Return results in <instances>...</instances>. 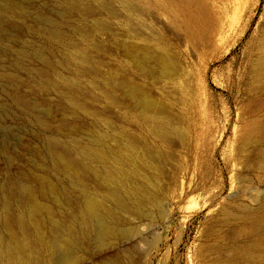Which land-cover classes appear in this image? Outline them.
<instances>
[{
  "label": "rangeland",
  "instance_id": "1",
  "mask_svg": "<svg viewBox=\"0 0 264 264\" xmlns=\"http://www.w3.org/2000/svg\"><path fill=\"white\" fill-rule=\"evenodd\" d=\"M1 4L0 264H264V0ZM95 196L136 234L97 246Z\"/></svg>",
  "mask_w": 264,
  "mask_h": 264
},
{
  "label": "bare ground",
  "instance_id": "2",
  "mask_svg": "<svg viewBox=\"0 0 264 264\" xmlns=\"http://www.w3.org/2000/svg\"><path fill=\"white\" fill-rule=\"evenodd\" d=\"M7 5L5 4H1L0 5V10L4 11ZM1 13V12H0ZM2 15V14H1ZM1 20V19H0ZM58 35V32L56 30H50L49 32V36L50 37H55ZM36 56L42 57L43 60L45 59L44 56L41 54V52L39 51H35ZM47 61L46 59L44 60V62ZM48 62V61H47ZM46 62V63H47ZM80 63V62H79ZM76 65V64H75ZM77 67V66H76ZM78 68V67H77ZM132 92H136V91H132ZM99 140V139H97ZM96 142V141H95ZM99 143V142H98ZM128 148H130L129 146H127L126 150H128ZM79 149V148H78ZM81 149V148H80ZM79 149V150H80ZM104 149V148H103ZM51 151L52 148L50 149ZM109 150L105 149L104 151L98 146L97 143H94L90 148L88 147V149H82V153L86 154V156L91 157V160L93 161H99L101 159H105L104 157L106 156L107 152ZM55 152V151H54ZM53 152V153H54ZM78 152V151H77ZM83 154V155H84ZM80 155V154H79ZM85 156V155H84ZM54 157L58 160H61L60 164L63 163L65 165H67L68 163L66 162H62L63 158H60V155H58L56 152L54 153ZM62 164V165H63ZM93 172L96 176H103L106 180L107 183H111L113 186L111 188L112 191V196L115 198L116 202H117V207L119 208V210L123 211L125 209L128 208V206L130 205L128 202L129 197L127 196L126 193V186L125 184H114V174H112L113 169L111 168H105L104 170H101L99 168H95L93 167ZM69 170V169H68ZM71 175V174H70ZM111 181V182H110ZM110 184V185H111ZM28 195V193H27ZM87 195V194H86ZM85 195V196H86ZM92 195V194H91ZM29 196V195H28ZM88 196V195H87ZM94 196V195H93ZM131 200V199H130ZM103 200H100L99 198L95 197H88V199H86L85 202H83V213L87 218V223L88 226L90 228V232L93 234V236H95L94 238L96 239V244L97 246H99L100 248H103L104 246H106L108 244L110 235L112 234H119L120 236L123 237H131L134 234H136V229L133 227L127 228V229H120L115 222L114 216L113 214L105 216V213L103 211ZM37 204V203H36ZM32 205V204H31ZM30 205V206H31ZM39 205V204H38ZM33 208V205L31 206ZM103 207V208H102ZM30 208V207H29ZM37 208V206H36ZM35 209V208H34ZM33 209V211H34ZM107 209V207H106ZM111 209V207H110ZM30 210V209H29ZM48 210V209H47ZM37 212V211H36ZM113 212V211H112ZM111 213V210L110 212ZM82 216V215H81ZM84 217V216H83ZM85 219V217H84ZM86 221V219H85ZM262 226L264 227V221L262 220L261 222ZM54 225V224H53ZM55 226V225H54ZM87 226V227H88ZM36 227V226H35ZM60 227V226H59ZM37 228V227H36ZM55 229V228H54ZM65 230V229H64ZM41 230H39L40 232ZM57 231V230H56ZM59 232V231H58ZM64 232V231H63ZM62 234V233H61ZM54 235V234H53ZM52 235V236H53ZM64 235V234H63ZM15 237V235H14ZM42 237V236H41ZM63 237V236H62ZM64 237H66L64 235ZM13 238V237H12ZM50 238V237H49ZM68 238V236H67ZM9 239V238H8ZM17 239V237L15 238V240ZM61 239V238H60ZM60 239L58 238V235L53 236L51 239H49L46 244L48 245V248L50 250L51 255L54 256V262L53 264H74L75 262V258L73 257L71 249L69 248L70 246H66L65 248H61L62 246H60L64 241H60ZM68 240H70L68 238ZM67 240V244H69V241ZM12 242V241H11ZM9 243V242H8ZM17 243L18 240H17ZM61 243V244H60ZM73 243V242H72ZM64 244V243H63ZM71 244V243H70ZM17 245V244H16ZM21 245V244H20ZM18 245L17 248H14L13 246H11V244H9V247L11 246V248H9L7 250V255L9 256V258L11 260H18L21 261V263H25V253L22 251L21 246ZM25 250V249H24ZM2 257V256H1ZM4 257V256H3ZM5 258V257H4ZM3 258V259H4ZM2 259V260H3ZM10 261V260H9ZM4 262V261H3ZM20 263V264H21ZM27 263V262H26ZM13 264V262H12ZM31 264V263H29Z\"/></svg>",
  "mask_w": 264,
  "mask_h": 264
}]
</instances>
